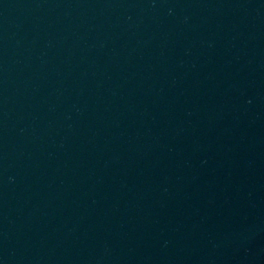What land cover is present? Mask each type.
Instances as JSON below:
<instances>
[{"label":"water","instance_id":"obj_1","mask_svg":"<svg viewBox=\"0 0 264 264\" xmlns=\"http://www.w3.org/2000/svg\"><path fill=\"white\" fill-rule=\"evenodd\" d=\"M0 264H264V0H0Z\"/></svg>","mask_w":264,"mask_h":264}]
</instances>
